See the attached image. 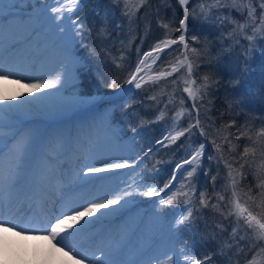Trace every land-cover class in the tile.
Returning <instances> with one entry per match:
<instances>
[{
  "label": "snow or ice",
  "instance_id": "obj_1",
  "mask_svg": "<svg viewBox=\"0 0 264 264\" xmlns=\"http://www.w3.org/2000/svg\"><path fill=\"white\" fill-rule=\"evenodd\" d=\"M57 2L59 3V7L52 9L53 17H51L50 20L54 19L56 21L54 27L60 29L59 38L61 48L67 52L69 43L74 41L77 37L82 39L84 24L79 17L74 18V13L84 6L87 0H63V2L57 0ZM119 2L120 0H116L117 4H119ZM177 2L179 7L183 9L182 15L178 17L174 15L172 21L161 24L164 29L169 30L164 33L166 38L158 40L152 45L150 52H144L143 57L139 56L141 49L137 47L138 61L135 64V70L131 72L129 78L125 82L129 85L134 84L136 89H141L143 87L141 82L144 81V76L140 74L144 72L145 68H152V64L148 63L149 60L154 64L158 59H162L161 53H163L165 49L171 48L172 51L179 52V55L176 57V63L171 66V72L161 71L156 76L148 77V79L150 81H155L162 76H171L173 73L186 67V75L183 79L186 86L183 88V92L187 93V98L192 101L191 109L189 111L187 107H183L186 101L184 98H181L180 105L182 106V110L176 112L173 119H179L183 112L187 111L189 122L187 127H184L180 131H175L174 135L171 134L170 130L168 135H164L160 139H157L156 144L161 147H168L169 144L176 143L179 138L185 137L186 134L191 140V138L196 135V130L199 131V136L203 137V140L198 146L193 147L191 144L189 145V147L192 148L191 152H185L184 157L181 158L179 162L175 163V167L171 169L170 177L163 186H160L158 183L154 185L146 183L136 185L134 181L133 184L128 185V188H132L135 185L137 188H140L138 194L149 199L152 197H160L158 201L160 207L172 206L174 202L177 201L178 197L185 198L183 199L184 207L179 209L173 217L175 223L169 226V237L174 242L173 247L167 248L166 251L161 253V255L164 256H167L168 252L173 253V256H168L166 264H181L179 255L184 256L186 264H213L214 255L227 257L222 264H232V256L226 252V248H230L232 245L221 246L215 254L208 253L204 255L202 259L197 258L194 259V261L191 260L186 248L181 249L179 254H177L174 246L175 243L180 242L183 227L190 226L195 220L192 209L195 205V193L199 190L200 174L202 173L205 178L210 177L207 183L212 184V191L217 198V202L213 203L211 207L213 209L221 207L226 208L228 210V217H235L236 227H233L231 236L235 245V252L232 255L238 258L237 264H239L240 253L243 251L240 247V241H245V247L249 248V253L243 256L246 264H264V126L258 131L252 132L247 121L237 126V120L235 118L229 120L226 124H222V126L215 129L214 132L202 126L200 111L202 106L198 104V101L203 96L208 95L207 90L209 88L210 78L208 75H205L203 81L197 86V80L192 79V77L196 75V69L199 67L197 61L202 54L207 55V49L193 46L194 44L199 45L200 37L198 34L189 35V33L193 31L189 25V20L191 18L193 20L201 19L203 22H209V13L203 3L199 4L200 13H197L195 8H190V5L195 3V0H177ZM18 3L22 5L26 4L27 0H0V33L3 32L4 22L16 15L11 11V8ZM146 3L147 0H123L125 9L123 14L127 16L129 22H131L133 16L136 15L135 9ZM209 7H230L237 8L239 11H243V9L247 7L248 17L251 18L247 23H251L254 26L252 28L253 35H248L246 39L248 41H254L256 36L264 37V11H262L259 16L260 24L255 25L256 17L253 15L255 9L247 0H214V3L209 5ZM259 7L261 10H264V2L260 3ZM177 20L178 26L170 28V24H175ZM245 27V24H240L229 33V36L233 37L235 44L241 43L239 36L244 35ZM173 32L178 34L175 39L171 38ZM82 46L88 47L87 45ZM172 46H175V48H172ZM13 47H15V45H13ZM90 51L94 52V49ZM153 53H155V55H153ZM181 56L183 57L182 59L180 58ZM78 63L79 61L72 59L69 63L64 65L63 76L57 74L52 80H42L39 77L28 78L27 80H29V82L25 87L29 89V94H31V92L49 93L47 90L56 89L57 85L63 87L69 80L74 81L77 79ZM169 63H171V61ZM9 76H12L10 72L5 71L4 65H0V80L7 81ZM24 80L26 79L19 77L15 80V83L20 84ZM175 83L176 81L173 80V84ZM73 86L75 87V85ZM108 87H117V80L113 78ZM123 91L122 89V92ZM3 98L8 99L9 97L5 96ZM12 98L14 99V97ZM42 98L43 97H38V99ZM23 103L24 102H21V104L16 105L0 104V113L4 112L6 109L20 108L23 106ZM231 107L232 104L229 103V108ZM193 113H195L194 116L192 115ZM220 118H223V113H221ZM157 119H159V117H157ZM257 119L260 120L261 118L257 117ZM230 129H235V131H230ZM209 137H211V145L216 149L217 153H220L219 158L212 155H208L207 157L209 161H216L217 163V173L215 175L211 174L210 166L207 168L204 167V157L207 154ZM241 138L250 142L252 146H244L243 151L237 153L232 158L231 162H229L225 159L221 144L217 143V140L220 139L221 142H226L229 145V152L232 153L239 147V145L234 144L233 141L242 142ZM0 140H2V137H0ZM23 150V148L18 149L16 159H10L8 161L6 171L3 161L0 160V230L6 233H14L15 236L23 240H27L31 236L33 239L47 241L55 252L60 253L63 257H67L72 264H118L116 260L108 259L112 254L111 247H109L107 251H105L103 247H98L96 250L99 251L101 255L96 256L95 252L87 254L86 249H83L82 246H77L73 241L88 232L103 218L111 216L123 209L130 202L128 198L131 197L133 193L128 191L127 188L117 191L115 188L105 189L102 186L100 189L89 192V198L87 199L83 197L74 199L69 194L75 191V188H68L65 190V194L60 197L58 209L52 212L46 211L43 219L35 221L29 220L26 226H22L25 224V221L21 216L20 210L16 209L15 206L20 199V193L17 191L21 182L19 178L20 164L18 160ZM151 151L152 149L149 148L143 153V156L147 157ZM257 151L259 152V162H257L256 158ZM0 153H2V149H0ZM249 156H251L252 159H248ZM141 159L140 156L137 157V160ZM221 162L224 163L225 167L228 169V182L222 186V189L225 194L231 189L230 196L216 191L218 177L220 176L219 163ZM101 163L104 164L103 167H99L96 164L87 165L85 178L91 175L99 180L108 179L107 176H101L99 174L113 173L116 170L133 168L134 165H136V161L132 163L101 161ZM159 163L162 162L157 161V164ZM234 163H238L239 167L234 168ZM246 167L252 170L254 178L258 181L255 187L260 189V191L255 195L251 194L253 191L251 186H249L245 192L243 188L240 187V181L237 179L238 176L247 178V171L241 172V169H245ZM188 168L191 170H188ZM153 170L156 172L159 171L155 165H153ZM185 172L186 176L184 175ZM181 177H183L182 181L180 179ZM174 182L179 185L175 188V191L172 190ZM185 189H187V191H185ZM166 190L171 194H167ZM207 191V187H205L204 191H199V204L204 208L209 206V200H211V196L207 195ZM5 192L8 194L7 218L5 217ZM161 193H165V196H161ZM221 202L224 203L222 204ZM25 215L27 214L25 213ZM177 216L179 218H176ZM190 217L192 218L191 220ZM237 228H240L244 233V235L240 236L239 241L235 240ZM212 238L214 239V237ZM95 239V236L88 237V240L93 243ZM156 244L157 242L154 241L153 245L150 247H156ZM256 249H259V252H255ZM119 251L122 253L123 248ZM253 252H255V254L252 255V258L247 259V255ZM152 259L159 260V256L152 257ZM119 264H140V261L119 262Z\"/></svg>",
  "mask_w": 264,
  "mask_h": 264
},
{
  "label": "bare ground",
  "instance_id": "obj_2",
  "mask_svg": "<svg viewBox=\"0 0 264 264\" xmlns=\"http://www.w3.org/2000/svg\"><path fill=\"white\" fill-rule=\"evenodd\" d=\"M33 5V11H12L16 15L4 22L3 32L0 33V65H4L5 71L12 75L7 81L0 80V104L16 105L24 102L20 108L6 109L0 113V160L3 161L5 171L7 163L4 150L9 142L18 143L20 138L36 137L28 144L27 149L31 152L28 162H23V168L19 170L23 185L18 186V191L22 196L15 207L20 210L25 221L22 226L27 225L28 218L40 220L46 211L58 209L60 197L68 188H75L69 194L74 199H87L89 192L102 186L117 191L126 188L125 181L116 178L121 169L99 174L108 179L99 180L91 175L85 178L87 165L103 167L101 161L117 162L125 156L127 149L123 138L114 142L111 139L113 135L99 122L100 115L94 111L98 107L97 103L77 93H65L70 80L63 87L57 85L56 89L47 90L49 93L29 94V89L25 87L28 78L52 80L57 74L63 76L64 65L76 59L73 49L78 42L75 38L69 43L67 52L61 48L60 29L54 27V19L50 20L53 17L52 9L59 7L57 0H34ZM148 63L153 64L151 60ZM19 77L26 80L17 84L15 80ZM132 86L134 84L126 83L123 90H130ZM5 96L9 98L4 99ZM26 182H29V188L22 190ZM7 196L5 192V202ZM145 205L130 201L120 211L103 218L73 243L86 249L87 254L95 252L96 256L101 255L96 250L98 247H103L105 251L111 247L112 254L108 259L116 260L118 264L133 261H140V264H164L167 256L161 253L167 250L166 244H160L159 239L153 238L155 231L149 230L140 235L138 230L142 224L137 225V218L130 217L133 211L145 208ZM5 209L8 213L6 205ZM89 236L96 237L94 243L88 240ZM154 241L157 242L156 247H150ZM121 248L122 253L119 251ZM155 256H159V260L152 259ZM0 264L72 262L55 252L47 241L33 239L31 236L23 240L14 233L0 230Z\"/></svg>",
  "mask_w": 264,
  "mask_h": 264
},
{
  "label": "trees",
  "instance_id": "obj_3",
  "mask_svg": "<svg viewBox=\"0 0 264 264\" xmlns=\"http://www.w3.org/2000/svg\"><path fill=\"white\" fill-rule=\"evenodd\" d=\"M201 1L205 2L207 0H195V3L191 4L190 8H195L197 10L196 12L199 13L200 11L198 12L199 8L197 6ZM88 8L92 20L98 21L102 26L104 25L106 33L110 32L109 36H112L114 39L110 46L111 49L114 51L118 49L119 51L116 56V58L118 57L117 60H119L118 66L102 64V67L99 66V68H97L100 71V76L103 75V79L105 80L104 88L100 93H113L121 88L132 72L135 56L134 50H136L137 47H140L141 52H144L145 50L150 49L158 40H163L165 38L164 33L169 30L164 29L161 24L172 21L174 15L177 17L182 15V9L179 7L177 0H147L145 5L135 9L136 15L133 16L131 22H129L128 17L123 14L125 10L123 0H120L119 4L116 3V0H90ZM221 10V14L210 12L211 15L219 16L216 23L204 24L201 19L193 20L190 18L189 20V25L193 29L189 35L198 34L200 37L199 45L194 44L193 46L207 49V55L202 54L197 61L199 67L196 69V75L192 77L194 80H197V86L203 81L205 75H208L210 78L209 88L207 90L208 95L203 96L198 101V104L202 106L200 111L206 113L205 119L208 121L207 123L209 125L207 124L205 128L209 129L213 126L215 130L216 127L220 128L222 124H226L229 120L235 118L237 120V126L244 124L245 121H247L251 131L255 132L264 126V56L262 60L257 62L258 65H256L257 67L254 69L253 64H250L251 43L246 39L248 34L244 33V35L239 36L241 41L240 44H235L233 37L229 36V33L237 28L238 25H246L247 12L245 9L239 11L237 8L223 7ZM176 26H178V20L175 24H170V28ZM246 28L247 27H245V29ZM245 29L244 31H246ZM177 35V33L173 32L171 38L175 39ZM261 48L264 50V46H261ZM94 50L96 53V48H94ZM125 58L129 60L128 63ZM176 76L177 75H172L171 77L166 78V80H161L153 84H145V86L138 89L136 94L131 97L132 99H130L128 106L122 105L120 101L118 102L119 105L116 106L115 110V112H117L116 114H118L119 117H126L128 114L127 110L134 109L133 112L137 111L141 115H147L146 120L148 119L150 122V127L155 126L156 123H153L151 119L154 118L157 111L163 106V103L166 102V91H158L156 88L160 86L159 84L163 83L161 86L164 87L165 85L166 89H177L180 84H177V86L173 84V80H176ZM110 77L111 79L115 77L117 80V87H108L111 82ZM107 80L110 81L108 82ZM163 81H165V83ZM258 90H260L263 96L258 95ZM153 102H158L157 106H154ZM229 103L232 104L231 108H229ZM155 107H157V109L152 112L151 110ZM145 108L146 113L143 112ZM221 113H223L222 119L220 118ZM138 116L136 115L133 119L125 120L124 124L129 123V125H131L130 122L136 120ZM257 117L261 119L258 120ZM132 126L133 128L137 127V125L133 124ZM230 131H235V129H230ZM182 139L183 137L179 138L176 144H178V142L180 143ZM241 141L242 142L233 141V143L238 144L239 147H237L236 151L232 153L229 152V145L226 142H220L223 155L229 162H231L232 158L237 153L243 151L244 146H252L251 143L245 141L244 138H241ZM145 148L144 152L149 148L153 151L157 148V144H155L154 141L148 142ZM158 155L162 156L159 153ZM208 155L219 158L220 153H217V151L214 152V147L211 148L208 146L207 154L204 157V167L207 168L210 166L211 174L215 175L217 173V163L216 161V164L213 163V161H209L207 158ZM256 158L259 159L258 151ZM248 159H252V157L249 156ZM233 167L238 168L239 164L234 163ZM219 169L220 176L218 177L217 182L219 187H217L216 191L225 194L222 186L228 182V169L222 162L219 163ZM245 171H247V178L244 176H238L237 179L246 191L248 187L251 186L253 188L252 194L255 195L260 191V189L255 187L258 181L254 178L252 170L247 169V167L241 169V172ZM169 175L170 173L167 175L168 178L170 177ZM207 180H210V177L205 178L203 175L201 182L199 183L195 205L192 209L193 214L195 210H200V217H202V219L199 222V226L204 232L206 230L215 231L219 226H222L225 228L223 230V235L226 237L229 230H231V225L233 224L234 219L233 217H228V210L226 208L221 207L213 209L211 207L213 203L217 202V198L212 191V184L207 183ZM205 187H207L208 190L207 195L211 196L207 208H204L199 204V191H204ZM225 195L229 196L228 192ZM221 203L223 204L224 202ZM187 229L186 226L183 227V236L188 238L189 235V238L192 237L193 240L196 238V241H198V235L194 229L189 228L188 233ZM191 230H193L195 235H190ZM201 246L202 247H199L197 250L199 252L196 251L197 256L200 259L208 253L215 254L219 248L218 246H213L210 240H207L206 244L205 242L201 243ZM225 260V256H213V264H222ZM232 264L237 263L232 260Z\"/></svg>",
  "mask_w": 264,
  "mask_h": 264
},
{
  "label": "rangeland",
  "instance_id": "obj_4",
  "mask_svg": "<svg viewBox=\"0 0 264 264\" xmlns=\"http://www.w3.org/2000/svg\"><path fill=\"white\" fill-rule=\"evenodd\" d=\"M40 1L44 2L45 0H40ZM33 2L34 0H27V3L23 4L24 6L22 4H20L21 6L17 5L13 7L11 11H14V10H17L19 12L33 11L35 7L33 5ZM89 2L90 0H87V3L74 13V18L79 17L80 20L83 22L84 30L82 32V39L79 37L76 38L78 42L76 43L73 49L75 58L77 59V61H79L77 65V68H78L77 79L74 81L70 80V83H69L70 86H68L65 93L67 94L69 92L75 93V94L77 93L79 96L83 95V96L91 98L92 102H95L98 105V107L94 111L97 113V115H100L99 122L104 126V128H107L108 131L113 135L111 139H113L114 142L119 141L121 138L124 139L122 141H124L127 144V149L124 152L125 156L122 159H118L117 162L118 163H124V162L132 163L133 161H136V165H134L133 168L121 169V172L116 176V178L120 180H124L126 183L125 187L127 188V190L133 193V195L128 198L130 201L134 203H139V204L141 203L142 206L146 204L145 208L140 207V209H138L137 211H133V213L131 214L132 216L130 217L137 218V222H138L137 225L142 224L141 229L138 230L140 235H144L145 232L149 230L155 231L156 234L153 237L154 239H159L160 244L165 243L167 248L173 247L174 242L169 237V226L170 224H174L173 217L175 213L179 211V209L184 207L183 199L185 198L178 197L177 201L174 202L172 206L160 207L158 203L160 197H152L151 199H149V198L140 196L138 194L140 191V188H137L135 185L132 188H128V185L133 184V182L135 181L136 185H139L141 183L154 185L158 183L160 186H163V184L168 179V176H167L168 173H171V169L175 167V163L179 162L180 159L184 157L185 152H189V153L191 152L192 148H190L189 145L191 144L193 147L198 146V144L203 140V137L199 136V131L196 130V135L193 136L191 140L188 138V135L186 134L185 137H183V139L180 141V143L178 142V144L176 143L169 144L168 147H161L160 145H157V148L151 151L147 157L143 156L144 150L146 149L145 147L148 142L154 141L156 144V140L160 139L164 135H168L170 130H171V134L174 135L175 131H180L184 127H187L188 125L189 115L187 111L183 112V114L179 117V119H176V120L173 119L176 112H179L182 110V106L180 105L181 98H184L186 101V104L183 107H187L189 111L191 109L192 101L187 98V93L183 92V88L186 86L183 82L184 76L186 75V67L172 74V75H177L175 78L176 79L175 86H177V84H180V86L177 87V89L175 90L166 89L165 85L164 87L161 86L163 83L159 84L160 86L156 88L158 91H166V98H165L166 102L163 103V106L160 107V109L157 111L154 118L151 119L152 122L154 121L153 123H156L155 126L150 127L149 126L150 122L148 121V119L146 120L147 115L146 116L143 114L141 115L137 111L133 112L134 109L127 110L128 114L126 117L125 116L119 117L118 114H116L117 112H115L116 106L119 105L118 102L120 101L122 105L128 106L130 103V99H132L131 97H133L136 94L138 89H136L134 85L130 88V90L124 89V91L122 92V89L124 88V85L126 84L125 82L124 85L121 88H119V90H116L113 93H100V91H102V89L104 88L105 80L103 79V75L100 76V71L97 68H99V66H101L102 64L118 66L119 60H117L118 57L116 58V56L119 51L118 49L115 51L111 49L110 46L114 39L112 38V36H109L110 32L106 33L104 29L105 28L104 25L102 26V24H99L98 21L92 20L91 13L89 12V8H88ZM247 2H250L251 6L255 9V12L253 13V15L256 17L255 25H259L260 24V18H259L260 13L264 11L260 9L259 4L264 2V0H247ZM201 3L205 5V8L207 9L209 13V17H208L209 22H203L201 20L202 23L204 24L216 23L219 16L211 15L210 12L221 14L222 13L221 9L223 7H209V5H212L214 3V0H207L205 2H202V1L199 2V4ZM199 4L197 6L198 8H199ZM244 9L247 12L246 22L250 21L251 18L248 17V8L245 7ZM199 11H201L200 8L198 12ZM182 12H183V9H182ZM253 26L254 25L251 23H246L247 28L245 29L246 31H244V33H247L248 35H253V32H252ZM108 37H109V41H108ZM250 43H251L250 45V54H251L250 64H253V68L255 69V67H257L256 65H258L257 62L259 60H262L264 56V50L261 48V46H264V37L256 36L254 38V41H250ZM82 45H87L88 47H83ZM94 48H96L97 50L96 53H95V50L94 52L90 51L91 49H94ZM151 48L148 50H145L144 52H150ZM172 48H175V46H172ZM181 49H182V46H181ZM134 51H135V54H134L135 56H134L132 71L135 70V64L138 61L137 49ZM144 52H141L140 50L139 56L143 57ZM153 55H155V53H153ZM178 55H179V52H174L172 51L171 48L165 49L164 52L161 53L162 59H158L156 63L152 64L151 69H147L145 73L142 74L144 76V81L141 82L143 86H145V84H153L161 80H166V78L171 77L172 75L167 76V77L162 76L158 80H155V81H150L148 79V77L156 76L161 71L171 72V66L172 64L176 63V57ZM180 58L182 59L183 57L181 56ZM125 60L128 63L129 60H127L126 58ZM170 61L171 63H169ZM110 80H112L111 77H110ZM110 80H107V81L109 82ZM163 82L165 83V81ZM73 85H75V87ZM257 93L259 96L264 95V92L262 95L260 90H258ZM157 103L153 102V105L157 106ZM156 109L157 107L153 108L151 111L154 112ZM145 111H146V108L145 110H143V112L146 113ZM136 115L137 116L139 115V116L136 120H133L132 122H130L131 125H129V123L124 124L125 120L133 119L136 117ZM192 115L194 116L195 113H193ZM205 115L206 113L201 112V120H202L203 127H205L208 124L207 123L208 121L205 119ZM157 117H159V119H157ZM132 124L137 125V127L133 128ZM27 128H29L30 130L32 129L31 127H27ZM206 129L214 132L213 126L209 129L208 128ZM34 138L36 137L20 138L18 143L14 141L13 142L10 141L9 146L4 150L5 151V158H4L5 162L8 163L10 159H16L17 154H18V149L23 147L24 149L22 152L23 155H21V157L23 156V158L20 157V159L18 160V163L21 166L19 167V170L23 168V165H22L23 162L24 163L28 162L29 156L31 154V152H29L27 148L30 145L29 144L30 141H32ZM210 141H211V137H209L208 146L213 148ZM220 142L221 140L218 139L217 143H220ZM19 144H20V147H19ZM221 149H222V145H221ZM215 151L216 149L214 148V152ZM158 153L161 154L162 156L158 155ZM138 156H140L142 159L137 160ZM164 156H167V157H164ZM157 161H161L162 163L157 164ZM257 162H259V159H257ZM213 163H215V161H213ZM153 165H155L156 168L159 169L158 172L153 170ZM188 170H191V169L188 168ZM184 175L186 176V172L184 173ZM202 177H203V174L201 173L199 176V183L201 182ZM180 179L182 181L183 177H181ZM178 186L179 185L174 182V187L172 190L175 191V188ZM217 187L219 186L218 185L216 186V190H217ZM240 187L243 188L242 185H240ZM243 190L246 192L244 188ZM185 191H187V189H185ZM166 192L167 194H171L167 190ZM228 194L230 196L231 189L230 191L228 190ZM196 195H197V192L195 193V199L197 197ZM161 196H165V193H161ZM193 215L195 217V220L190 226H186L188 228L187 233H188L189 228L190 229L193 228L196 234L198 235L197 238L199 240L196 241L197 240L196 238L193 240L192 237L189 238V235H188V238L183 236L184 231H182L180 242L175 243L174 245L176 249V253L179 254L181 249L186 248L188 250V254L191 260L194 261V259L199 258L197 256L196 251L198 250L199 247H202L201 243L205 242L206 244V241L210 240L213 246L215 247L218 246L219 248L224 245H232V247L226 248V252L229 255H231L232 260L237 263L238 258L235 255H232L235 252V245H234V242L231 236L233 227H236L235 217L232 216L234 220H233V224L231 225L232 226L231 230H229V232L227 233L228 235L224 237L223 230L225 228L222 226H219L215 231L206 230L205 232L202 228H200L199 222L202 219V217H200L201 215H200L199 209L195 210ZM191 219L192 218L190 217V220ZM192 234L195 235L193 230L190 231L191 236ZM241 235H244L243 231L240 228H237V235L235 236V240L239 241ZM212 237H214V239ZM240 247L243 249V251L240 253L239 263L246 264L245 260L243 259V256L246 253H249V248L245 247V241H240ZM199 250H204V249H199ZM255 252H259V249H256ZM255 252L248 254L247 259H251L252 255H254ZM168 256H173V253L168 252L164 264H166L168 260ZM179 260L181 261V264H186V262L184 261L183 255H179Z\"/></svg>",
  "mask_w": 264,
  "mask_h": 264
}]
</instances>
